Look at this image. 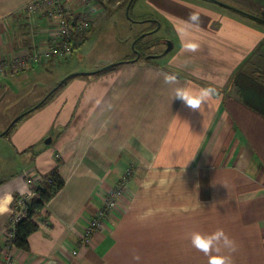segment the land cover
<instances>
[{"label": "crops", "instance_id": "0c3cea01", "mask_svg": "<svg viewBox=\"0 0 264 264\" xmlns=\"http://www.w3.org/2000/svg\"><path fill=\"white\" fill-rule=\"evenodd\" d=\"M27 1L0 0V61L19 53L21 45L4 23ZM152 2L177 29L181 47L175 54L160 63L156 56L121 59L100 72L72 76L0 134L14 163L0 178V245L13 195L31 193L26 177L56 167L63 180L41 207L27 248H11V264H209L217 253L194 247L190 233L218 228L235 241L234 250L221 244L230 264H264V86L240 77L238 92L230 93L229 84L250 58H264V27L238 19L233 10ZM193 12L199 13L197 26L182 39L179 29ZM193 36L198 47L185 49ZM166 73L176 80L166 82ZM50 84L20 111L36 104ZM177 86H211L216 94L193 107L175 96ZM45 136L51 139L42 145ZM128 165L133 174L118 211L82 243L86 220Z\"/></svg>", "mask_w": 264, "mask_h": 264}, {"label": "rangeland", "instance_id": "374dc122", "mask_svg": "<svg viewBox=\"0 0 264 264\" xmlns=\"http://www.w3.org/2000/svg\"><path fill=\"white\" fill-rule=\"evenodd\" d=\"M75 12H83L88 18V28L83 30V36L87 37L85 42L77 44L72 51V55L62 61L55 58L42 60L39 62L29 63L25 65H15L13 62V52L9 55V65L5 70V74L0 78V95L2 89L11 87V91H5L0 98V133L7 128L10 121L24 106L25 102L31 100L39 90H43L44 86L50 84L45 93L42 92L41 97L35 102L37 103L51 88H53L68 72L69 69L74 71L93 72L94 69L103 67L104 65L134 56V52L141 53L140 58L145 56H153L156 53L164 54V58L156 56L157 62H164L175 54L181 44L178 43L177 29L172 27V22L160 12L154 5L152 0H136L128 9V15L125 14V7L128 0H96L94 3H86L83 0H67ZM191 7H204L216 11L233 10L214 0H181ZM222 1V0H221ZM237 6L243 10L251 12L257 16L264 18V0H223ZM247 1L249 4H247ZM253 2V3H252ZM258 4H255V3ZM256 5V7H255ZM249 10H247V9ZM227 9V10H226ZM225 10V11H224ZM230 12V11H229ZM231 13L237 14L240 20H250L259 23L264 27V23L256 20L246 14L233 10ZM155 17L159 22V27L153 32L145 33L140 39L135 41L132 47L133 39L142 32H147L155 27V23L146 19ZM38 24H44V27L51 26L50 31L43 27H36ZM10 37L21 45L18 48L19 53L16 57L20 58L25 55L45 51L49 46V38L52 32H55L58 25L55 22L45 20V16L26 15L21 10L15 11L9 17L7 23H4ZM41 30L40 32H38ZM44 38L43 43H39V38ZM164 38L171 41V47L165 51ZM83 41V40H82ZM264 54V45L261 47ZM139 55V54H138ZM157 55V54H156ZM257 58V56H255ZM250 58L245 64L241 65L236 73L231 76L229 84H231L230 93H237L239 78L241 82L245 81V77L255 80V82L264 86V58L260 62L252 61ZM38 66L25 70L26 67ZM85 69V70H84ZM24 70V71H22ZM72 70V71H73ZM11 72V73H10ZM61 75V76H60ZM57 90V89H56ZM39 95V94H38ZM20 111V112H18ZM30 112V111H29ZM4 122V123H2ZM2 123V124H1ZM6 134V133H5ZM4 134V135H5ZM49 136H45L41 140V144H45V140ZM5 137L0 136V178L11 173L14 166L13 158L7 145ZM2 139V140H1ZM133 174V172H132ZM132 176V175H131ZM131 178V177H130Z\"/></svg>", "mask_w": 264, "mask_h": 264}, {"label": "built area", "instance_id": "2783aa9c", "mask_svg": "<svg viewBox=\"0 0 264 264\" xmlns=\"http://www.w3.org/2000/svg\"><path fill=\"white\" fill-rule=\"evenodd\" d=\"M86 3H94L96 0H83ZM67 0H28L23 7L26 15H42L46 21L55 22L58 28L52 32L49 38V46L45 51L25 55L23 57H14L15 65H25L26 62H41L50 58L59 60L66 59L71 55L77 44L81 43L84 36L83 30L88 28V18L83 12H75ZM10 60L0 61V71L7 68ZM3 64V65H2ZM2 67V68H1ZM132 166L128 165L120 176L118 184L107 188L101 195L100 203L95 213L89 217L84 225V230L80 235L82 243H90L92 236L106 218L110 214H115L119 209V200L123 197L130 187V177L132 175ZM27 183L31 186V193L27 196L19 195L12 207L9 217L8 227L4 233L2 243L0 245V264H11V248L13 245L15 224L26 213L24 200H27L34 194V188L40 184V179L36 175L26 177ZM42 223L45 224V221ZM76 250L73 249V253Z\"/></svg>", "mask_w": 264, "mask_h": 264}, {"label": "clouds", "instance_id": "9594fccd", "mask_svg": "<svg viewBox=\"0 0 264 264\" xmlns=\"http://www.w3.org/2000/svg\"><path fill=\"white\" fill-rule=\"evenodd\" d=\"M199 20V13L193 12L190 14L188 20L181 26L179 29L182 39L189 37ZM195 41V37L192 39H186V42L183 44V47L188 50H195L198 47V44ZM176 80L175 74H165L166 82H174ZM216 94V88L207 86L193 88L190 86H177L175 88V96L182 97L189 105L193 107H199L214 97ZM191 244L202 250L204 253L208 254L210 252H215L217 254L211 255L209 264H230V256L221 252V244L227 247L230 250L235 249V241L233 238L227 235L223 228H218L212 232H204L200 230H194L190 233ZM139 259L137 255L135 257Z\"/></svg>", "mask_w": 264, "mask_h": 264}, {"label": "trees", "instance_id": "16d2710c", "mask_svg": "<svg viewBox=\"0 0 264 264\" xmlns=\"http://www.w3.org/2000/svg\"><path fill=\"white\" fill-rule=\"evenodd\" d=\"M133 1L134 0L131 1L130 5L133 3ZM254 19H256V18H254ZM256 20H258V19H256ZM259 21L264 23V21H261V20H259ZM140 55H141V53L139 54L138 59L140 58ZM135 57H136V55L134 54V56H132L131 58H125L123 61H127L128 59H134ZM150 57H153V56L148 55V56H145L144 58H150ZM117 64L118 63L113 64V65H109V66L105 67L104 69H107V68L112 67V66L117 65ZM104 69H102V70H104ZM102 70H99L97 72H100ZM97 72H95V73H97ZM70 77H72V76L67 77L62 82V84ZM60 86H58L56 89H58ZM56 89H54L44 99V101L41 104H43L45 102V100L48 99ZM24 115H22V116H24ZM14 123L6 131H4L3 134H5V133L7 134L8 131H10V129L14 125ZM36 176H38V178L40 179V184L34 188V194L32 196H30L27 200H24V204L26 206V213H25L24 217L21 218L15 224L14 238L12 241H13V245L16 247L27 248V236L32 231L36 230L39 226V223H40L39 222V215H40L39 211H40L41 207L63 185V180L60 177V175L58 174L56 167H54L51 171H49L47 173H37ZM18 196H19L18 194L13 195L11 206L14 205V202Z\"/></svg>", "mask_w": 264, "mask_h": 264}, {"label": "water", "instance_id": "95a60500", "mask_svg": "<svg viewBox=\"0 0 264 264\" xmlns=\"http://www.w3.org/2000/svg\"><path fill=\"white\" fill-rule=\"evenodd\" d=\"M131 1L132 0H128V2H127V4H126V7H125V14H126V16L128 15V9H129V5H130V3H131ZM214 1H217L218 3H221V4H223V5H225L226 7H229V8H231V9H233V10H235V11H238V12H241L242 14H246V15H248V16H250V17H252V18H256V19H258V20H261V21H264V18H262V17H260V16H257V15H255V14H253V13H251V12H248V11H246V10H243V9H240V8H238V7H236V6H233V5H231V4H229V3H227V2H224V1H221V0H214ZM154 21H156V26L152 29V30H150V31H148L149 33L150 32H153L154 30H156L158 27H159V22L157 21V20H155V19H153ZM148 32H142V33H140L138 36H136L134 39H133V41H132V47L134 46V43H135V41L138 39V38H140V37H142L143 35H145V33H148ZM171 47V41L170 40H168V39H166V48H165V51H167V50H169V48ZM138 53H137V55H136V57L134 58V60H136L137 58H138ZM116 63H119V61H116V62H113V63H110V64H107V65H104L103 67H101V68H98V69H96V70H94L93 72H86V71H73V72H70V73H68V74H66L53 88H51L36 104H34L33 106H31L30 108H28V109H26V110H24V111H22L21 113H19V114H17L15 117H13V119L10 121V123L8 124V126H7V128L6 129H4L0 134H3L4 133V131H6L17 119H19L22 115H24L25 113H27V112H29V111H31V110H33V109H35V108H37L43 101H44V99L54 90V89H56L58 86H60L61 84H62V82L67 78V77H69V76H75V75H78V74H86V73H95V72H97V71H99V70H102V69H104L105 67H107V66H109V65H113V64H116ZM50 136L45 140V143H49V141H50Z\"/></svg>", "mask_w": 264, "mask_h": 264}, {"label": "flooded vegetation", "instance_id": "af4514ba", "mask_svg": "<svg viewBox=\"0 0 264 264\" xmlns=\"http://www.w3.org/2000/svg\"><path fill=\"white\" fill-rule=\"evenodd\" d=\"M149 21H151V22H154L155 23V26H156V21H154L153 19H151V20H149ZM153 29V28H152ZM151 29V30H152ZM148 31H150V30H148ZM147 31V32H148ZM164 44H165V46H166V39L164 38ZM134 54L136 55V53L134 52ZM138 54H140V52L138 51ZM157 55H159L160 53H156ZM156 54H154L153 56H157Z\"/></svg>", "mask_w": 264, "mask_h": 264}]
</instances>
